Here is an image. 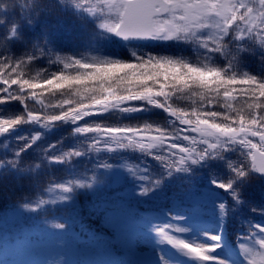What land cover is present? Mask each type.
Wrapping results in <instances>:
<instances>
[{
  "label": "snow or ice",
  "instance_id": "snow-or-ice-1",
  "mask_svg": "<svg viewBox=\"0 0 264 264\" xmlns=\"http://www.w3.org/2000/svg\"><path fill=\"white\" fill-rule=\"evenodd\" d=\"M145 43L164 47H133ZM10 111L0 264H32L16 258L36 242L32 222L49 232L51 213L71 236L85 209L135 232L146 256L77 260L62 242L47 264H254L264 249V0H0ZM61 170L71 178L52 195Z\"/></svg>",
  "mask_w": 264,
  "mask_h": 264
},
{
  "label": "trees",
  "instance_id": "trees-1",
  "mask_svg": "<svg viewBox=\"0 0 264 264\" xmlns=\"http://www.w3.org/2000/svg\"><path fill=\"white\" fill-rule=\"evenodd\" d=\"M133 47H141L145 51H153L154 53L159 52L164 46L158 43L155 44H141V45H133ZM121 55L128 56L127 48H122L120 50ZM185 55H191V51L188 50L184 52ZM26 71H28L26 69ZM31 74L35 75V70H31ZM15 87V86H14ZM63 90L56 89V96H59ZM45 98L51 97L55 100V96H52L51 92H47L43 94ZM21 108L23 106H20ZM12 116V112H8L0 118H8ZM156 118V117H153ZM116 118L113 117L112 122L115 123ZM82 123V122H81ZM124 123H129L125 121ZM134 123V122H133ZM26 127V126H25ZM62 134L61 131H53L50 134V139L55 142V139ZM66 135V133H65ZM137 154L130 155V159L135 160ZM86 163V162H85ZM116 176L120 177L119 173L114 174V178ZM71 177L67 172L63 170L57 172L51 179L53 184L57 182H64ZM256 189H253V195H255ZM12 203L10 197L6 194L0 193V214L5 212L8 206ZM81 203H83V198H81ZM144 211V209H141ZM163 219V217H161ZM48 220V229H45L42 225L37 222H32V231L33 235L36 239V242L43 241L42 243H34L31 247L26 250L19 252L16 256L17 259L23 261L32 262V264H47L48 261L56 259L61 260L62 256V242H66L68 245L67 251H72L73 258L77 260H95V259H103L106 257L107 252L110 250L111 253L117 257L123 258L120 255V251H125V242L136 243L142 242L137 236L135 232L129 231L126 234H118L113 226L107 222L104 217L97 213H90L87 209H85L81 216L79 217L77 223L73 225V235L71 236H60L56 233L59 231L55 228L57 223H60V220L56 218L53 214H49L47 217ZM26 227H31L30 223L25 224ZM102 241L107 245L105 250H101L94 246L93 241ZM225 241L231 245L230 237L226 236ZM88 242V243H85ZM57 247V248H56ZM132 258L133 256H129L128 254L124 257V259Z\"/></svg>",
  "mask_w": 264,
  "mask_h": 264
},
{
  "label": "rangeland",
  "instance_id": "rangeland-1",
  "mask_svg": "<svg viewBox=\"0 0 264 264\" xmlns=\"http://www.w3.org/2000/svg\"><path fill=\"white\" fill-rule=\"evenodd\" d=\"M115 179L119 181V176H116ZM58 192H59V189L55 186V184L52 183L51 194L56 195ZM45 198H47V193L45 195ZM7 211H8V216L10 220H14L16 215H18V213L15 210H7ZM4 213L5 212L1 213L0 215H3ZM125 247H126L125 251L121 252L120 254L123 255L125 254V252L131 253L130 256H134V258L133 259L129 258V260L141 259L142 257H145L148 252V248L143 243V241L141 243L136 242L134 244L125 242ZM252 254H253L252 258H253L254 264H264V249H260L259 246H256L252 249Z\"/></svg>",
  "mask_w": 264,
  "mask_h": 264
}]
</instances>
